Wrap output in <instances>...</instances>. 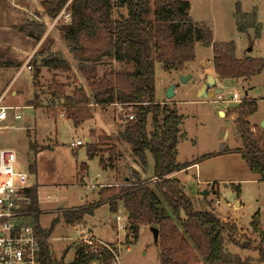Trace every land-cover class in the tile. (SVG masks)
Wrapping results in <instances>:
<instances>
[{"label":"rangeland","instance_id":"obj_1","mask_svg":"<svg viewBox=\"0 0 264 264\" xmlns=\"http://www.w3.org/2000/svg\"><path fill=\"white\" fill-rule=\"evenodd\" d=\"M185 1L190 5L192 21L204 23L212 32L214 43H233L236 58L264 61V0ZM236 5L243 14L256 13L259 37L252 27L245 33L237 30ZM120 13L124 14V9ZM54 22L45 16L41 0H0V97L4 94L1 105L20 108L8 112L10 128L0 133V146L17 152L20 158L17 169L27 173L28 186L37 187L38 224L49 230L54 222L45 240L53 264H73L75 246L86 244L79 240L84 236L93 240L92 249L110 250L114 256L112 264H160L151 227L139 226L138 241L126 245L125 230L119 228L127 224L121 201L116 204V213L110 211L108 203H103L92 215H86L76 230L63 221L64 211L86 207L87 202L97 203L103 187H119L137 179L150 180L154 170L152 156L147 153L146 165L142 166L131 152L130 144L121 136L125 124L120 119L123 113H119V108L93 105L90 82L84 79L63 40L61 29L66 23ZM38 25L43 29L39 30ZM41 31L42 38L37 42ZM30 34L32 37H28ZM194 49L193 61L186 63L182 72L164 73L160 67L155 68V100L174 104L183 119L176 162L196 166L178 173L175 179L197 210H213L222 222L235 226L234 241L240 245L248 241L264 250V239H261L264 235V183L242 159V143L234 130L236 116L229 113L242 98L256 101L257 111L248 122L253 132H264L259 127L264 119V68L249 79L217 81L216 88L222 93L212 100H200L198 95L206 80L204 74L213 70V53L211 48L200 45ZM35 54L43 58L56 55L66 60L71 71L41 68ZM120 66L111 61L99 64L92 82H98ZM122 66L132 70L127 65ZM181 77L189 78L182 83ZM52 83L64 88L65 97L72 96L76 88H83L92 118L76 127L66 118L67 102L63 98L53 99ZM170 87H174L173 97L167 101ZM236 94L238 101L234 102L232 95ZM15 114L20 119L13 121ZM150 124L149 120L148 133L152 131ZM76 141H81L83 146L72 149L70 144ZM87 143L96 146L94 159L88 157ZM111 148L113 157L109 154ZM101 159L106 168L100 166ZM30 167H33L32 172ZM255 215L260 227L257 234L251 228ZM118 217L122 221L117 226ZM226 250L254 262L259 258V252L240 250L232 244H227Z\"/></svg>","mask_w":264,"mask_h":264},{"label":"trees","instance_id":"obj_2","mask_svg":"<svg viewBox=\"0 0 264 264\" xmlns=\"http://www.w3.org/2000/svg\"><path fill=\"white\" fill-rule=\"evenodd\" d=\"M65 6L70 20L62 26L61 33L81 74L90 82L92 103L97 107L122 104L126 110H131L125 114L132 115L133 120L126 122L121 136L130 144L131 152L142 166L146 165V154L152 156L154 172L150 180L137 179L119 187H103L98 193L97 203L64 211L63 221L68 225H78L103 203H108L110 211L116 213V204L121 201L127 222L126 245L138 241L139 226L157 228L160 264L264 262V250L260 245L254 247L248 241L240 245L234 241L235 226L222 222L213 210H197L183 193L179 182L171 177L189 166L176 162V147L181 137L183 119L174 104L155 100L154 84L156 66L164 73L182 72L185 64L193 61L196 45L212 49L211 65L217 81L252 78L261 73L264 61L236 58L233 43H214L208 27L192 21L190 5L185 0H41L45 16L53 20ZM122 9L124 14L120 13ZM234 17L238 31L245 33L252 27L256 30V37H259L256 13L243 14L236 5ZM37 28L43 29L40 25ZM42 34L43 31L38 32L37 42ZM28 36L32 37L31 34ZM37 57L41 68L71 71L66 60L56 55L43 58L38 54ZM105 61L117 62L121 66L98 82H92L97 74V66ZM122 65L132 70H126ZM50 87L53 99L63 98L67 102L66 118L71 119L76 127L92 118L87 109L89 99L83 88H76L72 96L65 97L63 87L55 83ZM256 111V101L242 98L229 113L236 116L234 130L242 143L241 157L250 171L264 183V132H253L248 122ZM149 120L152 131L148 133ZM113 151V148L109 150L112 157L115 156ZM87 154L94 159L96 146L87 143ZM110 159L108 161L112 162ZM100 166L107 167L103 159ZM29 171L32 172L33 167ZM27 196L30 200L28 209L37 222L40 215L37 187L30 188ZM253 218L256 221L252 222L251 228L257 234L259 221L257 215ZM53 226L49 230L36 226V232L42 239L41 264H53L45 241ZM227 244L240 250L259 252L258 261L229 253ZM74 257L73 264H112L114 261L113 253L107 248L92 249L82 244L75 247Z\"/></svg>","mask_w":264,"mask_h":264},{"label":"built area","instance_id":"obj_3","mask_svg":"<svg viewBox=\"0 0 264 264\" xmlns=\"http://www.w3.org/2000/svg\"><path fill=\"white\" fill-rule=\"evenodd\" d=\"M67 6L60 15L55 19L54 24L60 21L69 22V15L65 12ZM29 70V67H26ZM4 94L0 97V133L9 129L8 119L10 111L20 108H8L1 105ZM234 102L238 101L237 94L232 95ZM111 107L119 108L122 122L132 121L133 116L125 114L131 111L126 110L122 104L111 105ZM126 111V112H125ZM20 116L15 114L13 121L19 120ZM81 141L71 143L70 147L76 149L82 147ZM20 158L12 148L0 146V264H41L40 249L42 239L36 232V222L34 215L29 211V198L27 192L28 175L17 169ZM94 188V187H92ZM85 189H89L88 187ZM121 218H116L118 224ZM120 229L125 230L126 225H121ZM80 241H85V245L93 244V240L89 237H81ZM84 245V244H82Z\"/></svg>","mask_w":264,"mask_h":264},{"label":"water","instance_id":"obj_4","mask_svg":"<svg viewBox=\"0 0 264 264\" xmlns=\"http://www.w3.org/2000/svg\"><path fill=\"white\" fill-rule=\"evenodd\" d=\"M189 77H181V82L185 83V81L188 79ZM203 86L201 91L199 92L198 98L200 100L202 99H214L216 96H219L220 93H222L221 89H217L216 85L217 82H215L214 78H212L209 75H206V80L205 82H203ZM173 89L174 87H170L166 93V100H170L173 97ZM221 115H223L222 112H220ZM260 129L264 131V119L263 121L260 123L259 125ZM205 195V194H204ZM151 234H152V238L154 239V243L158 242V229L157 228H151L150 229ZM262 239H264V235L262 234Z\"/></svg>","mask_w":264,"mask_h":264},{"label":"crops","instance_id":"obj_5","mask_svg":"<svg viewBox=\"0 0 264 264\" xmlns=\"http://www.w3.org/2000/svg\"><path fill=\"white\" fill-rule=\"evenodd\" d=\"M28 37H30V36H28ZM207 72L208 73H210V74H208V73H205L204 75L206 76V75H209V76H211V74L212 75H214V72H213V70L212 71H210V70H207ZM212 78H214V80H215V82H217V80L215 79V77H213V76H211ZM218 83V82H217ZM15 94V92L13 93V95ZM94 105V104H93ZM95 106V105H94ZM95 107H97V106H95ZM234 121H235V119H234ZM189 167H196L195 166V164H191V165H189L187 168H189ZM187 168H186V170H184V171H181V172H179V173H182V172H185V171H187ZM83 171H84V169H83ZM178 173H175V174H173L171 177H173L174 179H175V177H176V175H177ZM127 179V178H126ZM176 180V179H175ZM179 186H180V183H179ZM87 204H89V202H87ZM39 220V219H38ZM38 226H39V228L41 227V225L40 224H38V222L36 223ZM81 224H82V222H81ZM81 224H79V225H74V226H72L71 224V227L72 228H74L75 230L78 228V226H81ZM68 225V224H67ZM42 228V227H41ZM41 230H45V229H41ZM76 247V246H75Z\"/></svg>","mask_w":264,"mask_h":264}]
</instances>
